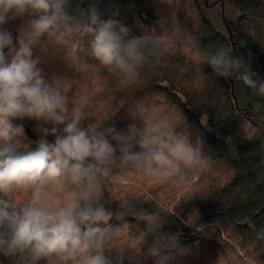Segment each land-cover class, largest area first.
<instances>
[{
  "label": "trees",
  "instance_id": "1",
  "mask_svg": "<svg viewBox=\"0 0 264 264\" xmlns=\"http://www.w3.org/2000/svg\"><path fill=\"white\" fill-rule=\"evenodd\" d=\"M223 1L232 9L226 33L211 23L199 0H98L104 18L116 13L128 38H155L132 75L101 67L88 38L75 56L62 45H50L46 54L36 51L46 75L73 81L69 95L84 100L85 126L137 132L154 127L166 138L182 136L206 158L170 173L117 170L105 180L102 200L115 213L103 249L111 264H156L159 257L147 255L153 234L140 243L148 218L188 234L164 252L167 264H264V97L235 76L218 75L208 63L223 50L264 81V0ZM87 6V0L72 2L73 11ZM19 23L6 27L15 34ZM14 123L24 127L18 137L22 150L34 149L40 125ZM71 187L61 178L45 191L49 198L63 197ZM31 196V188L0 194L18 208ZM91 254L67 264H83ZM0 264L32 262L0 254ZM36 264L63 262L52 256Z\"/></svg>",
  "mask_w": 264,
  "mask_h": 264
},
{
  "label": "clouds",
  "instance_id": "2",
  "mask_svg": "<svg viewBox=\"0 0 264 264\" xmlns=\"http://www.w3.org/2000/svg\"><path fill=\"white\" fill-rule=\"evenodd\" d=\"M72 2L0 0V194L32 189L31 198L19 208L0 198V254L27 256L32 264L52 256L67 264L86 252L92 254L83 264H111L103 249L115 213L102 200L105 180L117 170L160 174L206 162L185 138H166L154 127L137 132L115 125L85 126L84 100L69 95L73 81L46 75L36 51L46 54L50 45H62L75 56L88 38L101 67L132 75L155 38H128V29L113 18L116 13L104 18L98 0H87L88 6L77 11ZM18 20L14 34L6 25ZM208 63L218 75L235 76L264 97V81L241 60L220 50ZM24 120L40 125L41 137L31 150H22L18 137L24 127L14 123ZM61 178L72 187L63 197L49 198L46 186ZM148 234L153 239L147 255L159 257L156 264H167L164 252L178 247L179 237L158 233L152 221L141 234V244L147 243Z\"/></svg>",
  "mask_w": 264,
  "mask_h": 264
},
{
  "label": "rangeland",
  "instance_id": "3",
  "mask_svg": "<svg viewBox=\"0 0 264 264\" xmlns=\"http://www.w3.org/2000/svg\"><path fill=\"white\" fill-rule=\"evenodd\" d=\"M202 7L205 9L206 13H207V17L208 19L211 21V23L218 28L219 30H221L222 32L226 33L228 27H227V23L224 21V18L222 16V10H224V16L225 18L229 17L232 13V9L229 5L225 4L223 6V9L221 8L220 4L216 7H208L205 4V0H199ZM211 3L217 1V0H208ZM249 129V128H248ZM149 221H152V223L155 225L156 229L158 231H160L162 234H166V235H175L179 238H186L188 236V234L186 232H183L181 229L179 228H171V229H167L165 228L163 225L157 223L156 221H154L152 218H148ZM84 254V253H83ZM84 259V257H83Z\"/></svg>",
  "mask_w": 264,
  "mask_h": 264
},
{
  "label": "flooded vegetation",
  "instance_id": "4",
  "mask_svg": "<svg viewBox=\"0 0 264 264\" xmlns=\"http://www.w3.org/2000/svg\"><path fill=\"white\" fill-rule=\"evenodd\" d=\"M205 4L208 6V7H216L220 4L221 8L223 9V6L225 5L224 1L223 0H217L213 3H211L210 1L208 0H205Z\"/></svg>",
  "mask_w": 264,
  "mask_h": 264
},
{
  "label": "water",
  "instance_id": "5",
  "mask_svg": "<svg viewBox=\"0 0 264 264\" xmlns=\"http://www.w3.org/2000/svg\"><path fill=\"white\" fill-rule=\"evenodd\" d=\"M222 16L224 18V21L227 23L226 18L224 16V10H222ZM28 132H29V134H30V136H31L32 139H35L36 138V135L33 134L30 130H28Z\"/></svg>",
  "mask_w": 264,
  "mask_h": 264
}]
</instances>
